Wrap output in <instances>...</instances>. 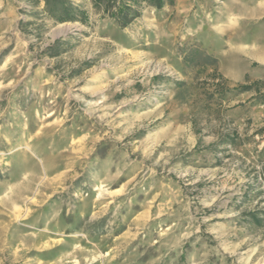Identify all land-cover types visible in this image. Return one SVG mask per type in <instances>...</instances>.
<instances>
[{"label":"rangeland","instance_id":"374dc122","mask_svg":"<svg viewBox=\"0 0 264 264\" xmlns=\"http://www.w3.org/2000/svg\"><path fill=\"white\" fill-rule=\"evenodd\" d=\"M73 1L0 0V264H264V0Z\"/></svg>","mask_w":264,"mask_h":264},{"label":"trees","instance_id":"16d2710c","mask_svg":"<svg viewBox=\"0 0 264 264\" xmlns=\"http://www.w3.org/2000/svg\"><path fill=\"white\" fill-rule=\"evenodd\" d=\"M32 7L30 11L32 16L39 18L42 15H46L52 20L53 24H62L66 22H82L88 23V13L82 9L73 0H26ZM95 7L103 10L105 14L114 19L117 25L124 29L128 27L136 18L141 15V9L143 3H146L158 10L163 9L166 5L174 4V0H93ZM42 7L41 9H39ZM36 21L24 22L20 20L22 27L28 25H35ZM42 25H36L35 31L31 30L37 36H41ZM27 30V28H26ZM40 31V32H39ZM64 44L62 38H58L54 43L47 46L42 54H46L50 57H56L61 54V47ZM220 80L217 85V92L222 97H226L232 93L238 95L243 93H251L249 100L255 105H259L264 108V79H257L247 83L238 84L236 87H228V80L222 75L218 74ZM264 133V126L259 130ZM264 170V166L262 168ZM252 218L255 221L260 222L262 217H259L256 213H251Z\"/></svg>","mask_w":264,"mask_h":264},{"label":"bare ground","instance_id":"6f19581e","mask_svg":"<svg viewBox=\"0 0 264 264\" xmlns=\"http://www.w3.org/2000/svg\"><path fill=\"white\" fill-rule=\"evenodd\" d=\"M61 26V25H60ZM20 148H25V149H31L28 145H24V146H20V147H18V149H20ZM13 150V149H12Z\"/></svg>","mask_w":264,"mask_h":264},{"label":"crops","instance_id":"0c3cea01","mask_svg":"<svg viewBox=\"0 0 264 264\" xmlns=\"http://www.w3.org/2000/svg\"><path fill=\"white\" fill-rule=\"evenodd\" d=\"M244 73V72H243Z\"/></svg>","mask_w":264,"mask_h":264}]
</instances>
